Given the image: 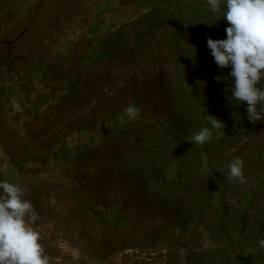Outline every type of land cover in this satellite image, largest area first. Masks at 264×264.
<instances>
[{
    "label": "rangeland",
    "instance_id": "374dc122",
    "mask_svg": "<svg viewBox=\"0 0 264 264\" xmlns=\"http://www.w3.org/2000/svg\"><path fill=\"white\" fill-rule=\"evenodd\" d=\"M4 1H25V8L36 1L32 18L46 11L53 26L60 9L69 21L63 13L71 3L122 0ZM155 2L134 28H120L166 33L136 35L120 49L126 60L111 67L104 95L119 132L62 167L77 187L47 201L33 227L50 264H264V120L251 123L247 104L231 98V68H219L207 46L208 37L226 39V0L218 13L208 0ZM145 48L148 54L129 61ZM209 115L225 127L197 145L193 137L211 127ZM237 157L244 183L226 176Z\"/></svg>",
    "mask_w": 264,
    "mask_h": 264
},
{
    "label": "crops",
    "instance_id": "0c3cea01",
    "mask_svg": "<svg viewBox=\"0 0 264 264\" xmlns=\"http://www.w3.org/2000/svg\"><path fill=\"white\" fill-rule=\"evenodd\" d=\"M155 1L71 3L73 10L63 13L69 21L60 9L53 26L46 11L43 18H32L36 1L26 8L25 1L1 2L7 8L0 7V180L25 188L37 213H45L46 202L59 199L65 189L77 187L62 167L78 164L79 151L102 147L119 132V116L110 117L104 95L111 67L126 60L120 49L134 44L136 35L166 33L120 28H134L144 19L142 9ZM4 13L9 17L1 18ZM111 45L118 52L109 54ZM147 52H130L129 61Z\"/></svg>",
    "mask_w": 264,
    "mask_h": 264
},
{
    "label": "clouds",
    "instance_id": "9594fccd",
    "mask_svg": "<svg viewBox=\"0 0 264 264\" xmlns=\"http://www.w3.org/2000/svg\"><path fill=\"white\" fill-rule=\"evenodd\" d=\"M208 4L213 13L221 11V0H208ZM223 18L229 24L226 39L208 37L207 46L219 68H231L234 85L226 91L231 92L233 100L247 104L248 119L255 124L264 120V87L258 86L264 80V0H226ZM215 79L219 82L222 77ZM13 107L19 110L15 101ZM126 111L129 116L136 115L132 106ZM209 122L210 128L204 127L194 135L195 144H204L213 136V130L225 127L211 115ZM244 163L239 157L234 159L227 166V179L236 178L244 183ZM26 195L27 190L20 184L0 180V264H50L40 243L41 234L33 227L38 213ZM52 203L55 204V198ZM259 244L264 248V239ZM59 247L67 249L64 243Z\"/></svg>",
    "mask_w": 264,
    "mask_h": 264
},
{
    "label": "trees",
    "instance_id": "16d2710c",
    "mask_svg": "<svg viewBox=\"0 0 264 264\" xmlns=\"http://www.w3.org/2000/svg\"><path fill=\"white\" fill-rule=\"evenodd\" d=\"M221 22H222V21H221ZM224 23H226V22H224ZM224 23H223V24H224ZM177 43H178V40L175 41L174 44H172V45H175V44H177ZM170 44H171V43H170Z\"/></svg>",
    "mask_w": 264,
    "mask_h": 264
}]
</instances>
